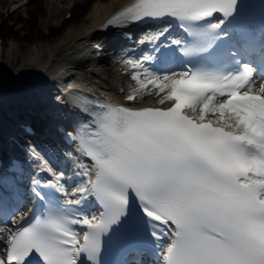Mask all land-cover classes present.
Instances as JSON below:
<instances>
[{
  "label": "snow or ice",
  "instance_id": "obj_1",
  "mask_svg": "<svg viewBox=\"0 0 264 264\" xmlns=\"http://www.w3.org/2000/svg\"><path fill=\"white\" fill-rule=\"evenodd\" d=\"M246 9L244 0H129L113 14L110 24L170 18L185 33L161 53L178 52L183 71H149L152 56L124 61L138 84L127 99L150 91L169 106L96 103L76 137L92 161L81 166L79 198H66L64 173L44 161L55 180L49 191L34 181L42 210L10 233L0 264H78L84 255L105 264L106 249L144 236L163 264H264V35L255 41ZM167 31L140 42L156 50ZM88 196L98 214L85 213Z\"/></svg>",
  "mask_w": 264,
  "mask_h": 264
},
{
  "label": "bare ground",
  "instance_id": "obj_2",
  "mask_svg": "<svg viewBox=\"0 0 264 264\" xmlns=\"http://www.w3.org/2000/svg\"><path fill=\"white\" fill-rule=\"evenodd\" d=\"M61 3L63 0H58ZM126 0H99L96 1V3L90 8V10L87 12L86 17L83 19V27L81 30L78 29H72L70 28L67 32V44H69V50L73 52L78 51L80 49L85 48L89 42L92 40L99 41V38L102 39L105 37V35H102V33L99 31L100 24L102 20L105 18V16L112 10L117 7H119L123 2ZM59 12L56 13L58 15ZM111 39H114L112 37ZM58 47H61L58 45ZM84 64L82 62H76L74 64V67L82 68ZM97 68H93L94 73H98ZM37 72V71H36ZM41 72V71H40ZM35 72H32L34 74ZM37 74H39L37 72ZM52 75L59 77V73L52 72ZM35 76V75H34ZM37 78V81L40 82V80L45 81L48 79L45 74H42L41 76H35ZM49 80V79H48ZM119 79L117 78L115 82H117ZM46 88V85H44ZM116 88L114 87L113 90Z\"/></svg>",
  "mask_w": 264,
  "mask_h": 264
},
{
  "label": "rangeland",
  "instance_id": "obj_3",
  "mask_svg": "<svg viewBox=\"0 0 264 264\" xmlns=\"http://www.w3.org/2000/svg\"><path fill=\"white\" fill-rule=\"evenodd\" d=\"M87 2L88 4H91L94 0H75V2H73V5H74V10L72 11L73 12V18H76V22L73 24V26L75 25H80V16L84 14V11L86 10V7H84V2ZM13 7L10 6V4H7V6H3L1 4V0H0V16L3 17V16H7L8 14H10V11L12 10ZM45 9H48L47 7V2L46 0H33L30 5L28 6V9L25 11V12H22L20 14L18 13H15L13 15H11L10 17H6L7 20L4 21V23L7 25L8 24V21L10 23L11 20L15 19L17 16L19 18L23 17L25 18V13L27 12L31 19H37V28L39 31L35 32V33H32L30 32V27L27 25L26 26V29L29 30V36L30 38H32L33 40H36L38 37V35L44 33L46 31V27L44 26V20L45 18L44 17H41V19H39V16L40 14H42ZM25 9L23 8L22 11H24ZM67 11H65L63 13V17H65ZM30 20V19H28ZM82 21V20H81ZM65 30L64 29H58V28H55L51 31V35L53 36H59L61 35L62 33H64ZM17 44H21V45H27V43L19 38L18 41L16 42ZM6 43L1 41L0 43V46H4ZM7 46V45H6ZM105 66V65H103ZM112 78L110 77L109 80H111Z\"/></svg>",
  "mask_w": 264,
  "mask_h": 264
}]
</instances>
